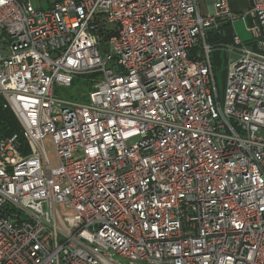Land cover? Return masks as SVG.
<instances>
[{
	"label": "built area",
	"instance_id": "2783aa9c",
	"mask_svg": "<svg viewBox=\"0 0 264 264\" xmlns=\"http://www.w3.org/2000/svg\"><path fill=\"white\" fill-rule=\"evenodd\" d=\"M201 1L0 0V264H264V0Z\"/></svg>",
	"mask_w": 264,
	"mask_h": 264
},
{
	"label": "trees",
	"instance_id": "16d2710c",
	"mask_svg": "<svg viewBox=\"0 0 264 264\" xmlns=\"http://www.w3.org/2000/svg\"><path fill=\"white\" fill-rule=\"evenodd\" d=\"M113 29L109 27H101L100 33L103 39H107L113 33ZM234 29L227 19L221 20V25L217 29H211L207 33V41L213 46L211 52V59L215 74L217 70L222 67L223 63H228V52L221 49L220 45L226 43H232L234 38ZM225 63V64H226ZM84 77L83 86L91 90L94 86V78L97 76L96 73L80 75ZM75 84V80L72 85ZM74 99L85 100L86 98L73 96ZM17 135L21 142H24L22 136V125L14 110L10 106H6V101L2 95H0V137H10Z\"/></svg>",
	"mask_w": 264,
	"mask_h": 264
},
{
	"label": "rangeland",
	"instance_id": "374dc122",
	"mask_svg": "<svg viewBox=\"0 0 264 264\" xmlns=\"http://www.w3.org/2000/svg\"><path fill=\"white\" fill-rule=\"evenodd\" d=\"M31 1L35 6L38 5L39 2H41V5L43 7H47L48 1L50 3V2H53L54 0H31ZM244 1L245 0H230L232 6L237 5L238 7L243 6ZM207 2L208 0L201 1L203 10L207 11V7H208L209 11L213 13L214 3L211 1H209V3ZM245 26L246 25H244V22L241 19H238L234 22L235 31L238 33V35L241 37L243 41H247V39L249 40L251 38V33L246 31L247 28L245 29ZM239 28L241 29L239 30ZM238 58H239L238 54L228 53L229 63L235 62L236 60H238ZM225 63L226 62H224L222 67H220L216 72L218 87H219L221 94H223L225 85H226V68H227L228 63L226 64ZM98 76H100V74H97L96 77ZM74 80H75V84L72 85L71 87L57 85L56 95L63 97V98H69V99L73 98V96H79V97L84 96L86 98V94L88 93L89 88L83 86L84 77L80 75H76ZM45 145H46V150L48 152V155L50 157L52 164L54 166L57 165V154H56L54 147L51 144L50 136L46 138Z\"/></svg>",
	"mask_w": 264,
	"mask_h": 264
},
{
	"label": "crops",
	"instance_id": "0c3cea01",
	"mask_svg": "<svg viewBox=\"0 0 264 264\" xmlns=\"http://www.w3.org/2000/svg\"><path fill=\"white\" fill-rule=\"evenodd\" d=\"M209 1H212V0H209ZM230 5H231V2H230ZM250 5V0H245L244 1V3H243V6H241V7H238L237 5H235V6H232L231 5V7H232V9L235 11V12H237V13H241V12H244L246 9H247V7ZM245 25V24H244ZM241 28H239V30H240ZM245 29H246V26H245ZM246 31L247 32H249L247 29H246ZM237 33V32H236ZM238 34V33H237ZM247 41H248V39H247Z\"/></svg>",
	"mask_w": 264,
	"mask_h": 264
}]
</instances>
